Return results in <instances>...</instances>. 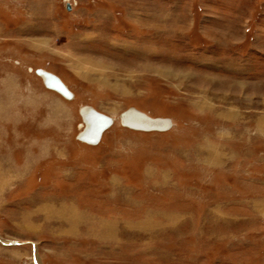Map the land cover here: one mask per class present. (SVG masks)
Returning <instances> with one entry per match:
<instances>
[{"label":"rangeland","instance_id":"1","mask_svg":"<svg viewBox=\"0 0 264 264\" xmlns=\"http://www.w3.org/2000/svg\"><path fill=\"white\" fill-rule=\"evenodd\" d=\"M25 4L0 0V264H264V0ZM82 106L114 120L96 145Z\"/></svg>","mask_w":264,"mask_h":264},{"label":"bare ground","instance_id":"2","mask_svg":"<svg viewBox=\"0 0 264 264\" xmlns=\"http://www.w3.org/2000/svg\"><path fill=\"white\" fill-rule=\"evenodd\" d=\"M40 72L43 73H48L51 75H54L46 70L43 69H37ZM34 73L36 74L37 77L41 78L43 84H44V77L37 74L36 70L34 71ZM55 77H57L56 75H54ZM58 78V77H57ZM59 79V78H58ZM60 80V79H59ZM61 81V80H60ZM61 83L66 87V85L61 81ZM44 87L50 91H53L55 93H57L59 96H61L62 98L66 99V100H72L73 98V94L71 93V91L69 90V88L66 87V89L69 91V93L71 94V97L68 98L66 96H64L63 94L59 93L58 91L48 88L45 86ZM79 114L83 120L82 123V130L79 133V137L84 138V139H88V140H93L98 136L99 130L103 125V122L101 119H99L95 114H100L104 117L109 118L112 121L113 124V118L100 113L97 111V109L91 107V106H82L79 110ZM120 120L123 126L134 130V131H144V132H163L169 129V127L171 126V123L168 119H164V118H153V117H149L148 115H146L145 113L137 110L136 108H129L128 110H126L125 112L122 113V115L120 116ZM110 127V126H109ZM104 133V132H103ZM103 133L101 134V137L99 139V142L101 141V138L103 136ZM82 142V141H81ZM86 145H95V144H89L87 142H82ZM7 180V179H6ZM5 180V181H6ZM1 187V186H0ZM42 208V207H41ZM45 207L43 206L42 209H44ZM42 212V211H40ZM75 212V211H74ZM56 213V211H55ZM52 215V214H50ZM57 215V214H55ZM54 216V215H53ZM58 216V215H57ZM61 216V215H60ZM44 219V218H43ZM56 219V218H55ZM45 220V219H44ZM58 220V219H56ZM55 220V221H56ZM63 220V219H62ZM71 220V219H70ZM52 222V221H51ZM67 223V222H66ZM79 223V221H78ZM48 224V223H47ZM69 224V223H68ZM101 224V223H100ZM110 225V224H109ZM115 225V224H114ZM78 226V225H75ZM104 227V225H103ZM108 229V228H107ZM106 230V229H105ZM73 231V230H72ZM76 231V230H74ZM110 231V230H109ZM108 231V232H109ZM74 233V232H73ZM104 233V232H103ZM108 234V233H107ZM105 236V234H102ZM110 238V237H109ZM111 239V238H110ZM107 242V241H106Z\"/></svg>","mask_w":264,"mask_h":264},{"label":"crops","instance_id":"3","mask_svg":"<svg viewBox=\"0 0 264 264\" xmlns=\"http://www.w3.org/2000/svg\"><path fill=\"white\" fill-rule=\"evenodd\" d=\"M17 2V1H16ZM40 3H41V0H26V4H25V6H27V7H25V8H28V9H30L31 10V12L33 13V15H36V16H38L39 15V13L38 12H35V11H33V10H35L36 8H39V6H40ZM45 5V4H44ZM38 13V14H37ZM26 27V26H25ZM43 28H46V27H43ZM43 28H41V29H43ZM50 203V202H49ZM49 203H45L43 206H54L55 204H49ZM62 207H65V208H68V206H65V205H63V204H61V207L60 208H58V210H57V212L59 211V212H62V210L61 209H63ZM64 211H66V209L64 210ZM69 211V212H68ZM75 210L73 209V208H69L68 210H67V215L64 217V219H65V221L66 222H68L69 223V225L67 226V230L69 229V231L70 232H75L74 230H77V226H75V225H78L80 222H81V220H82V218L84 217L82 214H79L78 213V210L77 211H75ZM81 215V216H80ZM71 219V220H70ZM77 221H79V223L77 222ZM100 224V223H99ZM108 224H110V225H108ZM103 225H104V227H103ZM98 228H99V231H98V233H100L101 235L102 234H105V236L104 235H102V240H105V238H107L108 240H106V241H110L111 240V242H113L115 239H116V233H115V231H116V227H115V225H114V223H109V222H105V224H103V223H101V225H98ZM108 228V229H107ZM106 229V230H105ZM73 230V231H72ZM110 230V231H109ZM109 231V232H108ZM104 232V233H103ZM108 233V234H107ZM111 239H110V238Z\"/></svg>","mask_w":264,"mask_h":264},{"label":"water","instance_id":"4","mask_svg":"<svg viewBox=\"0 0 264 264\" xmlns=\"http://www.w3.org/2000/svg\"><path fill=\"white\" fill-rule=\"evenodd\" d=\"M67 9H69L68 6H67ZM36 73L44 77V84L46 87L54 89L68 98L71 97V94L69 93V91L66 89V87L61 83V81L57 77H55L54 75L48 74V73L40 72L38 70H36ZM95 115L99 119H101L103 122V125L99 130L98 136L93 140L84 139L82 137L80 138L78 136V139L80 141L96 145L99 142L101 134L112 124V121L109 118L104 117L100 114H95Z\"/></svg>","mask_w":264,"mask_h":264},{"label":"flooded vegetation","instance_id":"5","mask_svg":"<svg viewBox=\"0 0 264 264\" xmlns=\"http://www.w3.org/2000/svg\"><path fill=\"white\" fill-rule=\"evenodd\" d=\"M98 111V110H97ZM151 117V116H150ZM154 118V117H153Z\"/></svg>","mask_w":264,"mask_h":264}]
</instances>
